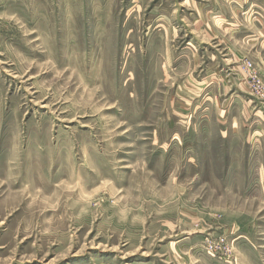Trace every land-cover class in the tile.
I'll return each mask as SVG.
<instances>
[{"label": "rangeland", "instance_id": "rangeland-1", "mask_svg": "<svg viewBox=\"0 0 264 264\" xmlns=\"http://www.w3.org/2000/svg\"><path fill=\"white\" fill-rule=\"evenodd\" d=\"M260 78L264 0H0V264H264Z\"/></svg>", "mask_w": 264, "mask_h": 264}, {"label": "built area", "instance_id": "built-area-1", "mask_svg": "<svg viewBox=\"0 0 264 264\" xmlns=\"http://www.w3.org/2000/svg\"><path fill=\"white\" fill-rule=\"evenodd\" d=\"M249 68H251L250 64H247ZM254 78V77H253ZM255 79V78H254ZM251 91L259 97L262 102L264 103V78H260L258 80H254L253 83L250 85ZM225 240L221 238L220 244L224 245Z\"/></svg>", "mask_w": 264, "mask_h": 264}, {"label": "crops", "instance_id": "crops-1", "mask_svg": "<svg viewBox=\"0 0 264 264\" xmlns=\"http://www.w3.org/2000/svg\"><path fill=\"white\" fill-rule=\"evenodd\" d=\"M217 100H218L219 102H221V100H220L219 98H217ZM232 128H234V124H232Z\"/></svg>", "mask_w": 264, "mask_h": 264}]
</instances>
